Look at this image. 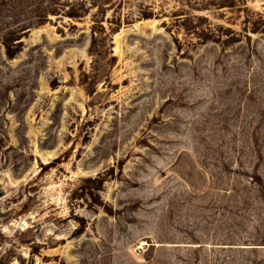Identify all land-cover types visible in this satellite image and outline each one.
Listing matches in <instances>:
<instances>
[{"label": "rangeland", "instance_id": "1", "mask_svg": "<svg viewBox=\"0 0 264 264\" xmlns=\"http://www.w3.org/2000/svg\"><path fill=\"white\" fill-rule=\"evenodd\" d=\"M0 264H264V0H0Z\"/></svg>", "mask_w": 264, "mask_h": 264}, {"label": "trees", "instance_id": "2", "mask_svg": "<svg viewBox=\"0 0 264 264\" xmlns=\"http://www.w3.org/2000/svg\"><path fill=\"white\" fill-rule=\"evenodd\" d=\"M66 14L68 16H70V17H73V18H76V17L80 16V15H77V14H73V12H66ZM7 40H9V38H7ZM5 45H6L7 56L9 58H12L15 52L11 49V47L9 46V43L6 42ZM89 180L91 181V179H89Z\"/></svg>", "mask_w": 264, "mask_h": 264}]
</instances>
